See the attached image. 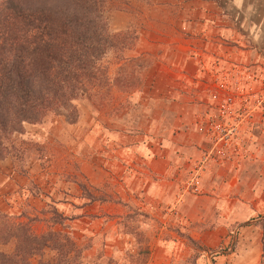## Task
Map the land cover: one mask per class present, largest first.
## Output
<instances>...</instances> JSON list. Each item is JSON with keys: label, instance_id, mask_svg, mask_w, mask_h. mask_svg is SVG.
Listing matches in <instances>:
<instances>
[{"label": "rangeland", "instance_id": "374dc122", "mask_svg": "<svg viewBox=\"0 0 264 264\" xmlns=\"http://www.w3.org/2000/svg\"><path fill=\"white\" fill-rule=\"evenodd\" d=\"M218 1L222 17L201 15L197 29L196 13L178 19L167 8L166 18L142 21L136 5L105 9L108 32L132 41L99 61L109 89L72 101L74 121L56 111L4 140L0 212L38 206L41 216H28L34 231L68 233L91 247L86 261L264 264V0ZM222 22L228 35L207 30ZM130 138L172 161L179 178L142 169ZM8 169L21 181H10ZM48 182L63 192L72 185L82 199L72 202L85 210L69 213L60 197L52 203ZM157 191L163 196L150 197ZM52 211L65 217L62 226L50 223Z\"/></svg>", "mask_w": 264, "mask_h": 264}, {"label": "trees", "instance_id": "16d2710c", "mask_svg": "<svg viewBox=\"0 0 264 264\" xmlns=\"http://www.w3.org/2000/svg\"><path fill=\"white\" fill-rule=\"evenodd\" d=\"M126 1L0 0V159L8 153L4 140L22 132L24 123H39L56 111L74 121L72 101L109 89L99 61L108 49L127 48L132 41L127 32L122 39L110 34L102 13ZM50 219L62 226L65 217L52 211ZM0 245L10 246L0 250V264H104L86 261L83 251L89 246L68 233L36 232L31 218L1 212ZM44 248L53 251L51 261L42 259Z\"/></svg>", "mask_w": 264, "mask_h": 264}, {"label": "crops", "instance_id": "0c3cea01", "mask_svg": "<svg viewBox=\"0 0 264 264\" xmlns=\"http://www.w3.org/2000/svg\"><path fill=\"white\" fill-rule=\"evenodd\" d=\"M231 1L236 2V3H240L243 0H231ZM179 3L181 4L180 7H178L177 10H174L176 8V6H179ZM134 5H136V9H137L136 14L138 15V17L140 16L142 21L145 18H146V20H161V17L166 18V13L168 12L167 8L169 9V12H171V14L178 19L182 18L185 20V18H189L191 15L196 13L195 16L193 15L194 17L192 19L199 18V21L196 22L197 23L196 26L192 29H197V28L201 27V25H199L200 19L202 20V18H203L201 15L204 16L205 21H210V20L216 19L217 17H222L223 10L225 9L224 6L222 5L221 1H218V0H127L126 4H122L121 6H118L116 8L113 7L111 9H122V10H125V12H129L130 11L129 9L132 8ZM144 7H146V10H145L146 12L149 11V13H152V14L142 13V10H144L143 9ZM162 14H163V16H162ZM197 15H200V16L197 17ZM184 16H185V18H184ZM188 20L189 19H187L186 21H188ZM123 24L124 23H122V25ZM225 25H226V23L222 22L220 26L219 25L210 26V28H208L207 30H210L211 32L222 31L226 35H228V29L229 28H227ZM192 31L195 32V30H192ZM210 49L213 50L215 48L211 47ZM136 140H137L136 138L135 139L134 138L129 139V143L131 145L128 146V149H129V151H131V152L134 151L135 153L137 150L139 155H136V154H133V155H134V158H136L137 160L140 161L142 169H143V166L145 169L148 168L149 170L156 171V172H158L157 170L160 169L162 172H164V173H162L164 176L162 175V177L159 179L163 178L165 180H168V179L170 180L171 178L172 179L179 178V176H180L179 174H177V173L174 174L175 169H176V165H174L172 161H168V160L165 161L163 159H159V157L157 155H153L151 153L148 154V152H149L148 150L151 149L150 146L148 145V147H147L145 145V142L142 141V139H140V141H136ZM154 154H155V152H154ZM11 170L12 169L7 170L6 177H8L10 181H11V179H13L15 182L21 181L20 177H22V175L20 176V172H17V174H16L14 172L12 173ZM170 173L172 174L171 176H170ZM175 175H177V177ZM14 176L17 177V179H15ZM36 178H40V177L36 176ZM169 182H171V181H169ZM161 186H162L161 183H157L158 188L161 189ZM67 188H65V189H67ZM44 189L48 195L47 198L49 199V197H50V199H51L50 201L54 204H56V201H55L56 197L57 198L58 197L63 198V200H60V202H58V203L62 204V205H67L68 206L67 208L70 209V211H68L69 213L70 212H75V213L78 212L79 213V212H83L85 210V206H83L82 202L80 204H77V205H75L72 202V200H74L76 203H79L80 200H82V199L78 198V196H77L78 193L76 192L75 188L72 185H69V188L67 190L64 189L65 192H63L62 190L54 189V185L50 186V184L48 182V183H46ZM59 194H62V195H59ZM145 194H146V191H145ZM8 195H13V194L11 193V191H7L6 196H8ZM22 196H23V193H22V191H20L18 193V197H22ZM29 196H30L29 197V199H30L29 204H35L38 201V197H41L42 194L39 193V194L34 195V196H32V195H29ZM162 196L163 195L158 193V191L154 192L150 195V197H162ZM96 201H98V200H96ZM98 202L104 203V202H108V201H98ZM185 204L190 206L191 201L186 199ZM37 207L38 206H30L29 205L28 213L21 212V211H23V209H21V207H17L16 209H12L10 207H7L6 209L2 210V212L10 214V215L19 216V218H21V219H24L28 216L31 217L33 214H35L36 217H40L41 214L38 213L40 210L37 212V210H36ZM49 207H51V206H49ZM54 208L57 211H59L56 207H54ZM59 212H61L62 214H65L64 211L60 210ZM74 217L75 218L78 217L77 214ZM33 222L37 223L38 220L35 218V219H33ZM54 229H58V228L55 227ZM105 248H106V246H105ZM90 251H91V247L89 246L87 249H85L83 251V253H84V255H88ZM103 252L106 253L107 250L105 249ZM52 256H53V251L48 249V248H44L43 254H42V259L47 260V261H51Z\"/></svg>", "mask_w": 264, "mask_h": 264}]
</instances>
